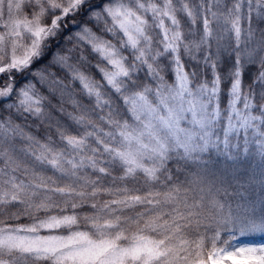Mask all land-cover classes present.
I'll return each mask as SVG.
<instances>
[{
  "label": "snow or ice",
  "instance_id": "6c2138e0",
  "mask_svg": "<svg viewBox=\"0 0 264 264\" xmlns=\"http://www.w3.org/2000/svg\"><path fill=\"white\" fill-rule=\"evenodd\" d=\"M256 236L264 0H0V264H264Z\"/></svg>",
  "mask_w": 264,
  "mask_h": 264
},
{
  "label": "rangeland",
  "instance_id": "374dc122",
  "mask_svg": "<svg viewBox=\"0 0 264 264\" xmlns=\"http://www.w3.org/2000/svg\"><path fill=\"white\" fill-rule=\"evenodd\" d=\"M245 240V242H248V238H243ZM258 242H264V237H260L258 236L257 239H255Z\"/></svg>",
  "mask_w": 264,
  "mask_h": 264
},
{
  "label": "trees",
  "instance_id": "16d2710c",
  "mask_svg": "<svg viewBox=\"0 0 264 264\" xmlns=\"http://www.w3.org/2000/svg\"><path fill=\"white\" fill-rule=\"evenodd\" d=\"M257 237H258V236H256L254 239H257ZM248 239H250V238H248Z\"/></svg>",
  "mask_w": 264,
  "mask_h": 264
}]
</instances>
